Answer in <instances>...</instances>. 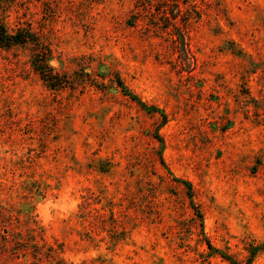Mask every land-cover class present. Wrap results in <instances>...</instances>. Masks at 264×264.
<instances>
[{
    "label": "rangeland",
    "instance_id": "1",
    "mask_svg": "<svg viewBox=\"0 0 264 264\" xmlns=\"http://www.w3.org/2000/svg\"><path fill=\"white\" fill-rule=\"evenodd\" d=\"M4 31L0 264H264V0H0Z\"/></svg>",
    "mask_w": 264,
    "mask_h": 264
},
{
    "label": "trees",
    "instance_id": "2",
    "mask_svg": "<svg viewBox=\"0 0 264 264\" xmlns=\"http://www.w3.org/2000/svg\"><path fill=\"white\" fill-rule=\"evenodd\" d=\"M0 40L2 42H11V41H15L18 40L17 42H25L27 41L26 39H18L17 37L14 36H9L5 33H0ZM35 70L40 73L42 79L48 83V85L51 88H57V87H63L62 82H61V76H59V74H55V72L53 71V69H51L49 67V65L46 63V60L44 59V57H40L38 59V61L35 63ZM119 85L121 88H125L123 85L122 81H119ZM209 247L212 248V245L210 243H208ZM227 260H229L231 262V264H239L238 262L227 258Z\"/></svg>",
    "mask_w": 264,
    "mask_h": 264
},
{
    "label": "clouds",
    "instance_id": "3",
    "mask_svg": "<svg viewBox=\"0 0 264 264\" xmlns=\"http://www.w3.org/2000/svg\"><path fill=\"white\" fill-rule=\"evenodd\" d=\"M49 63L51 64L52 62H49ZM39 207H40V206H38V209H37L38 211H39ZM46 207H47V205H46ZM41 218H42L45 222H47L48 217L44 216L43 213L41 214Z\"/></svg>",
    "mask_w": 264,
    "mask_h": 264
}]
</instances>
